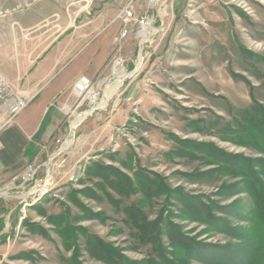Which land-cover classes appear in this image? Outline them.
<instances>
[{
    "label": "rangeland",
    "instance_id": "1",
    "mask_svg": "<svg viewBox=\"0 0 264 264\" xmlns=\"http://www.w3.org/2000/svg\"><path fill=\"white\" fill-rule=\"evenodd\" d=\"M3 21L22 68L48 37L109 51L2 185L0 264H236L264 207V0H0Z\"/></svg>",
    "mask_w": 264,
    "mask_h": 264
},
{
    "label": "crops",
    "instance_id": "2",
    "mask_svg": "<svg viewBox=\"0 0 264 264\" xmlns=\"http://www.w3.org/2000/svg\"><path fill=\"white\" fill-rule=\"evenodd\" d=\"M5 35L3 21L0 22V73L15 93L31 97L30 104L17 115L15 122L0 132V175L4 182L11 183L10 179L33 155L49 149L64 136L65 126L68 123L71 126L68 120L71 110L65 107L78 111L84 104H77L73 84L80 76L96 79L109 47L101 39L92 40L82 37L83 34L48 37V44L35 51L30 68H22L14 49L7 48ZM14 39L20 42L21 37H10V41ZM82 116L83 113L76 115L72 127H76Z\"/></svg>",
    "mask_w": 264,
    "mask_h": 264
},
{
    "label": "built area",
    "instance_id": "3",
    "mask_svg": "<svg viewBox=\"0 0 264 264\" xmlns=\"http://www.w3.org/2000/svg\"><path fill=\"white\" fill-rule=\"evenodd\" d=\"M120 17L123 22L127 23L132 20V10L126 6L120 12ZM141 29L148 25L147 19H142L139 22ZM126 31L123 33L125 36ZM72 91L77 97V104L84 103L86 99L95 91V83L85 76H80L72 86ZM98 97V93H97ZM31 102V97L27 95H19L15 93L7 80V78L0 73V132L9 125L15 122L17 115H19ZM91 102V101H90ZM92 103V102H91ZM69 112L71 108L65 107ZM74 111V110H73ZM72 112V110H71ZM36 166L29 165L20 175H15L10 179L11 183L20 179L21 182L28 181L35 173ZM0 185L4 186V181L0 175Z\"/></svg>",
    "mask_w": 264,
    "mask_h": 264
},
{
    "label": "trees",
    "instance_id": "4",
    "mask_svg": "<svg viewBox=\"0 0 264 264\" xmlns=\"http://www.w3.org/2000/svg\"><path fill=\"white\" fill-rule=\"evenodd\" d=\"M259 203L260 201L258 205ZM254 219L253 227L257 224L258 228L249 227L241 237L242 257L240 256L236 264H264V207L257 219L256 217Z\"/></svg>",
    "mask_w": 264,
    "mask_h": 264
},
{
    "label": "bare ground",
    "instance_id": "5",
    "mask_svg": "<svg viewBox=\"0 0 264 264\" xmlns=\"http://www.w3.org/2000/svg\"><path fill=\"white\" fill-rule=\"evenodd\" d=\"M145 28V27H144ZM152 27H150V25H149V27H147V28H145V31L144 32H147L149 29H151ZM115 71V70H114ZM118 75H123L124 74V70H122V69H118V71L116 72Z\"/></svg>",
    "mask_w": 264,
    "mask_h": 264
},
{
    "label": "water",
    "instance_id": "6",
    "mask_svg": "<svg viewBox=\"0 0 264 264\" xmlns=\"http://www.w3.org/2000/svg\"><path fill=\"white\" fill-rule=\"evenodd\" d=\"M92 112H94V111H92Z\"/></svg>",
    "mask_w": 264,
    "mask_h": 264
}]
</instances>
